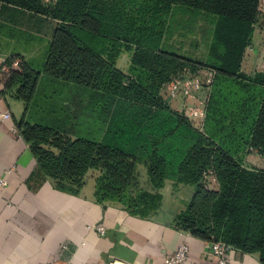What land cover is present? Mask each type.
Here are the masks:
<instances>
[{"label": "trees", "instance_id": "trees-1", "mask_svg": "<svg viewBox=\"0 0 264 264\" xmlns=\"http://www.w3.org/2000/svg\"><path fill=\"white\" fill-rule=\"evenodd\" d=\"M3 4L54 22L43 65L36 69L19 54L6 57L11 69L1 71V85L5 95L24 103L17 130L58 187L76 191L87 172L97 169L99 202L115 201L148 217L161 209L160 190L173 180L175 189L182 185L189 193L174 217L177 229L258 253L264 263V167L244 160L252 152L264 159V67L251 72L244 67L264 0H0ZM183 9L214 17L205 60L167 47L174 13ZM10 27L0 22V31L14 30ZM124 52L130 53L128 72L116 65ZM16 59L20 65L13 67ZM186 71L214 73L200 129L171 107L164 91ZM84 94L88 115L102 113L103 137L77 127ZM140 163L151 190L139 184Z\"/></svg>", "mask_w": 264, "mask_h": 264}, {"label": "crops", "instance_id": "crops-1", "mask_svg": "<svg viewBox=\"0 0 264 264\" xmlns=\"http://www.w3.org/2000/svg\"><path fill=\"white\" fill-rule=\"evenodd\" d=\"M263 9L262 25L257 23L252 39L253 55L256 60L259 56L261 64L264 63ZM0 22L14 29L0 31V178L8 181L5 187H0V264H109L114 259L129 264H164L165 257L172 255L182 243L190 246L189 257L183 264H216L209 256L210 242L175 226L174 217L184 209L189 193L179 198L185 188L181 185L175 189L173 180H166L160 190L161 209L141 217L131 214L118 202L97 200L95 187L100 175L97 169L87 172L84 184L76 191L58 187L56 180L40 169L29 142L15 130L24 116L25 105L3 93L1 65L6 57L19 54L39 69L37 55L42 52L36 54L31 44L39 39L50 41L49 33L53 30L47 25L51 21L3 4ZM44 48L46 57L48 45ZM127 64L129 69L130 59ZM183 102V97L168 100L180 112H184ZM5 112L11 116L2 120ZM103 133L97 136L103 137ZM10 168L13 172L8 173ZM137 171L140 186L151 190L145 165L140 163ZM98 226L105 228L104 234L98 231ZM230 258V264H264L258 253L235 248L231 249Z\"/></svg>", "mask_w": 264, "mask_h": 264}, {"label": "rangeland", "instance_id": "rangeland-1", "mask_svg": "<svg viewBox=\"0 0 264 264\" xmlns=\"http://www.w3.org/2000/svg\"><path fill=\"white\" fill-rule=\"evenodd\" d=\"M262 17L264 18V15ZM260 18L261 17H259L258 22L259 24L261 22L262 25L263 21L262 18L261 20ZM257 23L255 26H258ZM47 27H49L48 29L52 28L53 30L54 23L49 22ZM213 27H214V17L212 15L199 13L198 11L195 10H186V9L179 10L174 13L172 19L171 28L170 31L168 32L169 35L167 38L168 39L167 47L168 49L174 50L175 52L180 53L184 56H188L190 58H194L198 60H205L209 52ZM49 34L52 35L51 32ZM48 44L49 41H47L46 39L44 40L39 39V41L37 40L36 42H32L31 44V46L34 45L36 54L42 52L37 55L36 62L38 63L37 65L39 67H41L45 61L44 47H47ZM247 54H248V59L246 58L244 65L246 71L251 72L254 71L255 69H261L264 66V63L261 64L260 62L261 59L258 60L259 56L257 55V60H256L255 59L256 57L253 55L254 54L253 42H251V44L248 46ZM129 57H130V53L124 52L116 61V65L122 70L125 69L126 70L125 72H128L127 63H128V59H130ZM68 91L70 92L69 89ZM68 91H65L64 93H67ZM64 93L62 94L64 95ZM80 98L82 99L80 103L83 109V114L78 119L77 127L83 132L85 130H91V132L96 136L102 134V128L100 127V125H102L101 124L103 118L102 113H98V114L92 113V116L94 117L88 115L89 98L85 94L83 95V97ZM186 103L190 104V102L188 101H186ZM95 115H99V116H95ZM144 118L145 117L141 118V120H145ZM192 123L196 128L200 129V127L196 124L195 120H192ZM244 160L246 165L251 164L259 167H264V159L255 152L248 154ZM185 193L186 194L188 193L187 188L182 189L178 197L179 198L184 197ZM169 206H171V204H169ZM180 208L181 207H179L178 209L181 210Z\"/></svg>", "mask_w": 264, "mask_h": 264}, {"label": "built area", "instance_id": "built-area-1", "mask_svg": "<svg viewBox=\"0 0 264 264\" xmlns=\"http://www.w3.org/2000/svg\"><path fill=\"white\" fill-rule=\"evenodd\" d=\"M55 0H45V2H52ZM20 61L18 59L14 60L12 63L13 67H18ZM11 66L5 63V59L2 61L1 71L9 73ZM214 80V73L212 71H207L204 77L199 76V74H194L190 71L178 78H174L172 81L164 85V91L168 94L171 99H177L179 97L184 98L183 108L185 115L191 119L195 120L196 124L201 127L205 116H206V106L209 99V94L211 86ZM192 100L194 104H187L186 101ZM11 116L10 112H5L2 114V120L8 119ZM15 130L17 128L15 127ZM13 172L10 168L8 173ZM217 179L213 177L212 184H216ZM8 181L5 178H0V187H5ZM98 231L101 234L105 233V228L103 226H98ZM232 247L225 244L222 241L210 242V252L209 256L211 259L216 261V264H230V251ZM190 253V246L188 243H182L178 249L172 254L165 257L164 264H183L187 261ZM40 264H49L46 262ZM109 264H129L127 262L114 259L109 262Z\"/></svg>", "mask_w": 264, "mask_h": 264}]
</instances>
